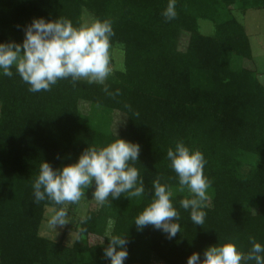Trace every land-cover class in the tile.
Returning a JSON list of instances; mask_svg holds the SVG:
<instances>
[{"label":"trees","instance_id":"1","mask_svg":"<svg viewBox=\"0 0 264 264\" xmlns=\"http://www.w3.org/2000/svg\"><path fill=\"white\" fill-rule=\"evenodd\" d=\"M168 2L0 0V42L22 43L34 18L79 25L87 11L94 20L113 21L112 44L123 48L126 68L105 81L109 92L105 84L68 79L33 93L15 68L12 77L0 76V264H110L104 256L110 235L127 239L125 264H187L192 253L203 259L206 248L229 240L245 253L250 238L264 244V83L243 65L253 59L252 42L234 15L264 10V0H176L171 21L162 16ZM201 20L213 23L214 35L201 33ZM116 118L124 120L118 133ZM118 136L141 147L134 166L144 195L121 194L88 210L71 246L65 233L60 241L42 236L47 208L57 212L66 203L33 202L41 163L62 168L89 146H106ZM178 141L202 151L207 161L211 187L203 226L180 207L190 194L178 190L167 159ZM156 180L172 188L181 217L172 239L134 223L151 203ZM94 190L93 183L84 196L93 198ZM91 237L101 241L92 244Z\"/></svg>","mask_w":264,"mask_h":264},{"label":"clouds","instance_id":"2","mask_svg":"<svg viewBox=\"0 0 264 264\" xmlns=\"http://www.w3.org/2000/svg\"><path fill=\"white\" fill-rule=\"evenodd\" d=\"M162 16L168 21L175 19L176 0H169ZM114 36L110 19L97 18L90 23L74 25L67 18H34L25 29L22 43L0 42V76L12 77L15 68L33 93L50 91L60 80L70 79L74 85L78 81L105 84L114 71H126L122 63H114ZM104 91L109 92L106 84ZM115 94L118 95L119 90ZM140 151L138 143L119 137L103 147L89 146L75 163L62 168H54L44 161L33 183V202L38 204L47 199L56 205L77 203L85 195L84 190L93 183L92 199L100 204L111 201L110 198L118 199L125 193H129V198L140 197L145 193V185L134 166ZM167 159L178 177V190L187 189L190 194V198L180 201V207L190 210L194 225L203 226L211 187V180L204 173L207 161L203 152L178 141L174 148L168 149ZM152 187L153 199L134 223L138 230L152 225L172 239L180 232L181 220L173 202L174 192L159 180L153 181ZM67 215L61 207L50 223L63 225ZM106 237L109 244L104 249L105 258L110 264H125L129 255L125 236ZM250 243L252 246L247 253L234 240L212 245L204 251L203 259L199 252L192 253L187 264H249L250 261L264 264V244L256 242L255 238H250Z\"/></svg>","mask_w":264,"mask_h":264},{"label":"rangeland","instance_id":"3","mask_svg":"<svg viewBox=\"0 0 264 264\" xmlns=\"http://www.w3.org/2000/svg\"><path fill=\"white\" fill-rule=\"evenodd\" d=\"M236 19L244 26L247 34L250 36L253 48V59L251 61H244L245 67L254 69L260 75L261 81L264 83V10L248 11L247 13L234 12ZM84 23L94 21L92 15L87 11L83 14ZM200 31L204 35H214L215 27L209 21H199ZM114 63H122L124 65V51L119 45L113 46ZM82 111L87 114L90 111L89 104L81 106ZM124 128V120L116 118L113 130L118 133ZM100 203L92 198L83 196L77 205L74 203H66L65 210L68 215L64 218L65 224H57L56 226L50 223L52 217L56 214L53 208H47L45 220L42 223L41 235L51 239L52 241H60L65 233L64 242L66 245H73L76 240L77 234L75 232L79 220H81L88 210H93L98 207ZM90 242L95 244L100 242L101 239L91 237ZM154 264H161L156 262Z\"/></svg>","mask_w":264,"mask_h":264}]
</instances>
